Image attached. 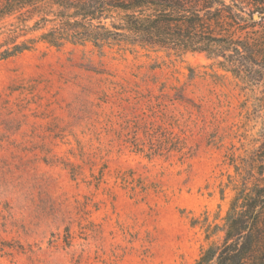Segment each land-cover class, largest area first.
Returning <instances> with one entry per match:
<instances>
[{
	"label": "rangeland",
	"instance_id": "rangeland-1",
	"mask_svg": "<svg viewBox=\"0 0 264 264\" xmlns=\"http://www.w3.org/2000/svg\"><path fill=\"white\" fill-rule=\"evenodd\" d=\"M19 16L0 20V53L50 28ZM263 128L260 89L203 54L37 41L0 56V264H196L257 177Z\"/></svg>",
	"mask_w": 264,
	"mask_h": 264
},
{
	"label": "trees",
	"instance_id": "trees-1",
	"mask_svg": "<svg viewBox=\"0 0 264 264\" xmlns=\"http://www.w3.org/2000/svg\"><path fill=\"white\" fill-rule=\"evenodd\" d=\"M244 0H5L0 20L19 13L21 22L37 17L32 31L50 28L36 41L14 44L3 58L31 49L33 42L60 48L91 44L98 51L122 44L203 54L264 102V36L255 30V8ZM246 20V27L238 18ZM26 18V19H25ZM250 29V30H248ZM252 171L257 177L236 194L226 215L224 237L207 248L196 264H264V128Z\"/></svg>",
	"mask_w": 264,
	"mask_h": 264
},
{
	"label": "water",
	"instance_id": "water-1",
	"mask_svg": "<svg viewBox=\"0 0 264 264\" xmlns=\"http://www.w3.org/2000/svg\"><path fill=\"white\" fill-rule=\"evenodd\" d=\"M257 17L256 16H254V19H256Z\"/></svg>",
	"mask_w": 264,
	"mask_h": 264
}]
</instances>
